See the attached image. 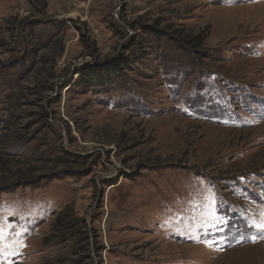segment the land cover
<instances>
[{"label":"rangeland","instance_id":"374dc122","mask_svg":"<svg viewBox=\"0 0 264 264\" xmlns=\"http://www.w3.org/2000/svg\"><path fill=\"white\" fill-rule=\"evenodd\" d=\"M0 264H264V0H0Z\"/></svg>","mask_w":264,"mask_h":264},{"label":"snow or ice","instance_id":"6c2138e0","mask_svg":"<svg viewBox=\"0 0 264 264\" xmlns=\"http://www.w3.org/2000/svg\"><path fill=\"white\" fill-rule=\"evenodd\" d=\"M4 239V228L3 226H0V242H2Z\"/></svg>","mask_w":264,"mask_h":264}]
</instances>
